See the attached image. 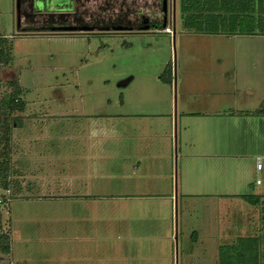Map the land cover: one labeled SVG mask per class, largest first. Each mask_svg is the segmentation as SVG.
<instances>
[{"label":"crops","instance_id":"crops-1","mask_svg":"<svg viewBox=\"0 0 264 264\" xmlns=\"http://www.w3.org/2000/svg\"><path fill=\"white\" fill-rule=\"evenodd\" d=\"M238 36L264 37H228ZM204 57L183 72L193 90L201 82L213 89L214 55ZM248 63L246 75L264 81L257 62ZM257 81L246 84L247 96L264 93ZM248 99L183 97L166 114L155 101L132 110L125 101L115 108L113 101L92 108L85 100L27 103L33 109L24 114L25 129L12 137L15 173L0 198V224L11 237L0 264H176L180 204L186 211L191 197H264L257 187L264 185V164L257 167L264 163V115ZM257 209L245 216L248 235L263 234Z\"/></svg>","mask_w":264,"mask_h":264},{"label":"rangeland","instance_id":"rangeland-1","mask_svg":"<svg viewBox=\"0 0 264 264\" xmlns=\"http://www.w3.org/2000/svg\"><path fill=\"white\" fill-rule=\"evenodd\" d=\"M17 2L0 0V36H10L14 42V60L10 66L0 70V98L11 91L6 82L16 77L25 90L27 103L31 104L85 100L92 108L93 103L113 101L112 108H115L117 103L120 105L125 101L124 109L132 110L138 101L148 102L144 109L149 108V102L155 101L154 108L166 114L171 101L175 107L177 99L198 96L230 102L247 97L249 103L264 108V93L260 95L259 91L247 96L246 84L254 80L251 75H246L245 69L248 61H256L258 70H264V37L233 38L185 31L179 0L176 1L175 12L170 0L166 27H171L173 33H168L165 27H153L143 32L27 33L19 29ZM209 52L214 55L213 89L204 90V82H201L200 90H193L188 80L184 82L183 72L194 66L197 60L205 61L204 55ZM243 52H258L255 55L261 57L248 58ZM169 65L173 70L172 84L167 82L169 75L165 72ZM231 70H234L233 74L229 73ZM228 74L233 75L232 80H228ZM262 84L263 80L255 85L261 87ZM56 108L67 109L66 105ZM27 109L31 113L33 106L26 107L25 113H28ZM23 129L25 127L18 126L13 132L19 133ZM260 178L264 183V176ZM257 187L264 190V185ZM231 198L191 197L186 211L180 204L177 215L176 211L174 213L176 264L177 257L182 264L185 254L188 255V264H220L221 246L232 244L241 235L250 234L247 233L250 229L245 216L257 206L244 199L238 203L239 198L236 201ZM258 208L259 222L264 230V217L261 221L263 211ZM1 211L6 215L4 204H0ZM3 226L0 224V228ZM195 232L199 234L198 239Z\"/></svg>","mask_w":264,"mask_h":264},{"label":"trees","instance_id":"trees-1","mask_svg":"<svg viewBox=\"0 0 264 264\" xmlns=\"http://www.w3.org/2000/svg\"><path fill=\"white\" fill-rule=\"evenodd\" d=\"M182 26L185 31L223 35H264V0H180ZM164 25L156 26V28ZM166 28V27H165ZM13 38L0 36V70L14 60ZM167 82H173V70L169 65L166 71ZM2 78L0 75V83ZM11 88L0 98V188L9 189L12 166V137L15 127L23 124L27 107L25 90L14 77L6 82ZM264 115V108L257 109ZM21 124V125H20ZM252 205L260 206L264 217V198L260 195H242ZM2 200V199H1ZM11 237L8 231L0 228V254H8ZM220 264H264V236L241 235L235 242L221 246Z\"/></svg>","mask_w":264,"mask_h":264},{"label":"flooded vegetation","instance_id":"flooded-vegetation-1","mask_svg":"<svg viewBox=\"0 0 264 264\" xmlns=\"http://www.w3.org/2000/svg\"><path fill=\"white\" fill-rule=\"evenodd\" d=\"M20 4L18 25L27 33L143 32L167 23L171 8L170 0L168 13L164 0H21Z\"/></svg>","mask_w":264,"mask_h":264},{"label":"water","instance_id":"water-1","mask_svg":"<svg viewBox=\"0 0 264 264\" xmlns=\"http://www.w3.org/2000/svg\"><path fill=\"white\" fill-rule=\"evenodd\" d=\"M175 1L176 0H174V12H175ZM20 2H21V0H18V2H17V11H18V14H17V17H18V24H20V19H21V14H20V6H21V4H20ZM167 3H168V0H164V4H165V12L166 13H168V7H167ZM166 25H167V23H165L164 24V27H166ZM61 29L60 30H70V28L69 27H60ZM149 28V26H146L145 27V29H148Z\"/></svg>","mask_w":264,"mask_h":264},{"label":"built area","instance_id":"built-area-1","mask_svg":"<svg viewBox=\"0 0 264 264\" xmlns=\"http://www.w3.org/2000/svg\"><path fill=\"white\" fill-rule=\"evenodd\" d=\"M165 29H166V31H167L168 33H173V29H172L171 27H168V26H167ZM262 166H263L262 162L259 161L257 167L260 169V168H262ZM1 202H2V200L0 199V203H1Z\"/></svg>","mask_w":264,"mask_h":264}]
</instances>
